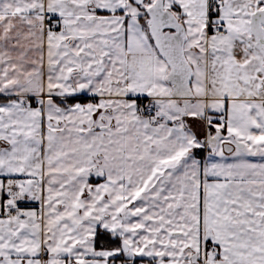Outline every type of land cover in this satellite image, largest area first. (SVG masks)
<instances>
[{
    "label": "snow or ice",
    "instance_id": "6c2138e0",
    "mask_svg": "<svg viewBox=\"0 0 264 264\" xmlns=\"http://www.w3.org/2000/svg\"><path fill=\"white\" fill-rule=\"evenodd\" d=\"M0 264H264V0H0Z\"/></svg>",
    "mask_w": 264,
    "mask_h": 264
}]
</instances>
